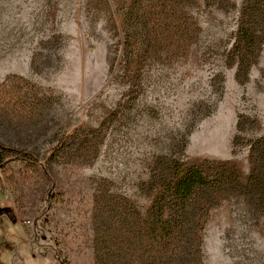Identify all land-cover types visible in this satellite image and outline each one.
I'll list each match as a JSON object with an SVG mask.
<instances>
[{
	"label": "rangeland",
	"instance_id": "374dc122",
	"mask_svg": "<svg viewBox=\"0 0 264 264\" xmlns=\"http://www.w3.org/2000/svg\"><path fill=\"white\" fill-rule=\"evenodd\" d=\"M132 1L0 0V207L16 220L0 215V264H139L120 252L162 156L227 165L238 185L257 172L264 17L239 75L248 0H144L146 19ZM257 192L238 186L205 208L185 264H264Z\"/></svg>",
	"mask_w": 264,
	"mask_h": 264
},
{
	"label": "trees",
	"instance_id": "16d2710c",
	"mask_svg": "<svg viewBox=\"0 0 264 264\" xmlns=\"http://www.w3.org/2000/svg\"><path fill=\"white\" fill-rule=\"evenodd\" d=\"M263 2L264 0H248L243 9L250 17L251 24L240 28L235 44L234 56L238 60L239 75H246L250 67L258 39L256 33L259 20L264 17V5H261ZM132 4L137 19H146L152 5L144 0H133ZM128 38L129 43L139 49L140 53L146 52L150 41L146 31L136 28L128 33ZM133 63L129 65L130 72H134ZM0 149L10 150L1 142ZM251 157H259L261 163L258 164V170L253 171L247 184L238 185L236 176L227 165H223L217 172H210L204 165L180 163L172 157L162 156L157 164V172L153 175L152 204L145 216L137 213L132 221L128 233L131 241L127 238L123 240L121 261L132 259L139 264H185V254L190 249L189 241L202 231L203 225L199 218L205 208L207 210L223 192L237 190L238 186L251 190L253 188L257 193L264 192V137L253 142ZM44 171L52 180L49 172L46 169ZM112 246L113 242L109 248ZM127 252L131 254H125Z\"/></svg>",
	"mask_w": 264,
	"mask_h": 264
},
{
	"label": "water",
	"instance_id": "95a60500",
	"mask_svg": "<svg viewBox=\"0 0 264 264\" xmlns=\"http://www.w3.org/2000/svg\"><path fill=\"white\" fill-rule=\"evenodd\" d=\"M6 215L12 222H16L15 213L11 207H0V215Z\"/></svg>",
	"mask_w": 264,
	"mask_h": 264
}]
</instances>
